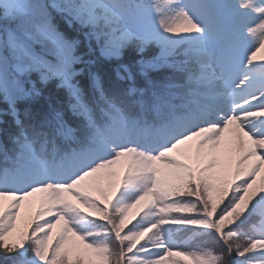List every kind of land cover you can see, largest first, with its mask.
Masks as SVG:
<instances>
[{"label":"snow or ice","instance_id":"1","mask_svg":"<svg viewBox=\"0 0 264 264\" xmlns=\"http://www.w3.org/2000/svg\"><path fill=\"white\" fill-rule=\"evenodd\" d=\"M0 104V264H264V0H0Z\"/></svg>","mask_w":264,"mask_h":264},{"label":"rangeland","instance_id":"2","mask_svg":"<svg viewBox=\"0 0 264 264\" xmlns=\"http://www.w3.org/2000/svg\"><path fill=\"white\" fill-rule=\"evenodd\" d=\"M194 20L195 22L201 24L205 29L203 35L197 36L196 39L198 38L214 39L213 33L219 34L225 29L224 18L219 14L212 15L211 13H205V15L203 16H194ZM169 38L183 43L192 40L191 36H186V35H182L180 37H169ZM244 40L245 42H247L248 38L245 37ZM254 46L255 45L252 44V47ZM133 196H134L133 193H126L124 194V199L130 200L133 198Z\"/></svg>","mask_w":264,"mask_h":264},{"label":"trees","instance_id":"3","mask_svg":"<svg viewBox=\"0 0 264 264\" xmlns=\"http://www.w3.org/2000/svg\"><path fill=\"white\" fill-rule=\"evenodd\" d=\"M57 2H60V0H57ZM102 3H108L109 0H101ZM157 3L160 5L161 8L165 7L166 4H167V0H157ZM204 42V41H202ZM204 43H212V41H206ZM181 46H188V44H183ZM257 63H259L260 61H256ZM4 107L3 104H0V109H2ZM32 199H35V198H32ZM30 212H31V209L29 208V205L26 203L25 206L21 209V218L22 219H26L29 215H30ZM261 225V221H260V218L259 216L257 215L254 219V222L252 225H250L249 227H256V228H259ZM188 237L187 236H184L183 239H187Z\"/></svg>","mask_w":264,"mask_h":264},{"label":"bare ground","instance_id":"4","mask_svg":"<svg viewBox=\"0 0 264 264\" xmlns=\"http://www.w3.org/2000/svg\"><path fill=\"white\" fill-rule=\"evenodd\" d=\"M227 26V22L224 20V27ZM190 43V41L187 42V44Z\"/></svg>","mask_w":264,"mask_h":264}]
</instances>
